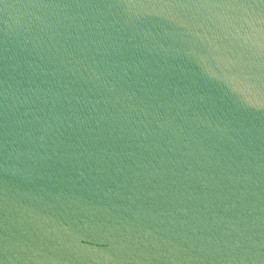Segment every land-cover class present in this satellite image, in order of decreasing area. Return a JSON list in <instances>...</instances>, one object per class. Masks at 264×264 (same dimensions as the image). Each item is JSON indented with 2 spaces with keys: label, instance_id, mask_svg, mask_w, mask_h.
Wrapping results in <instances>:
<instances>
[{
  "label": "water",
  "instance_id": "obj_1",
  "mask_svg": "<svg viewBox=\"0 0 264 264\" xmlns=\"http://www.w3.org/2000/svg\"><path fill=\"white\" fill-rule=\"evenodd\" d=\"M0 264H264V0H0Z\"/></svg>",
  "mask_w": 264,
  "mask_h": 264
}]
</instances>
